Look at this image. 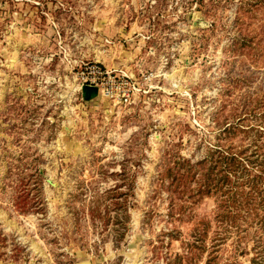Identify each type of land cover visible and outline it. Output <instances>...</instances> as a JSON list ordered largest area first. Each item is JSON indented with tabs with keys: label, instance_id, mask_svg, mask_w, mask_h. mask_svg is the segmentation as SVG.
I'll list each match as a JSON object with an SVG mask.
<instances>
[{
	"label": "rangeland",
	"instance_id": "obj_1",
	"mask_svg": "<svg viewBox=\"0 0 264 264\" xmlns=\"http://www.w3.org/2000/svg\"><path fill=\"white\" fill-rule=\"evenodd\" d=\"M93 63L132 78L129 104L84 97ZM237 121L264 122V0H0V264H204L216 200L167 188L160 163L202 159ZM24 151L44 213L14 205Z\"/></svg>",
	"mask_w": 264,
	"mask_h": 264
},
{
	"label": "trees",
	"instance_id": "obj_2",
	"mask_svg": "<svg viewBox=\"0 0 264 264\" xmlns=\"http://www.w3.org/2000/svg\"><path fill=\"white\" fill-rule=\"evenodd\" d=\"M212 2L219 4L221 0ZM238 121L222 129V137L208 147L202 159L191 162L179 154L181 146L176 145L169 149L160 163L167 188L175 186L177 190L193 183L191 198L214 197L216 200L212 220H201L196 229L194 242L199 240L202 243L214 224L209 238L211 245L200 247L203 253L208 251L204 264H244L238 259L240 255L247 256V264H264V122L257 127H247ZM237 135L250 136L251 142L235 144ZM32 153L24 151L14 158L19 175L12 181L17 189L14 205L20 212L44 213L42 171L36 159L26 161ZM36 158L43 160L40 155ZM21 167L23 170H20ZM127 181L125 192H117L109 198L132 194L134 179L129 177ZM124 185L123 182L122 185L116 184L107 191L114 192ZM32 191L34 194L30 196ZM176 213L183 214L181 209ZM228 238L231 239V258L218 261V252ZM3 240L4 237H0V241ZM249 242L251 246L248 248ZM194 246V249L199 248Z\"/></svg>",
	"mask_w": 264,
	"mask_h": 264
},
{
	"label": "built area",
	"instance_id": "obj_3",
	"mask_svg": "<svg viewBox=\"0 0 264 264\" xmlns=\"http://www.w3.org/2000/svg\"><path fill=\"white\" fill-rule=\"evenodd\" d=\"M80 74L83 82L95 86L103 97L111 101L131 102L130 92L135 89V84L124 71L93 63L84 67Z\"/></svg>",
	"mask_w": 264,
	"mask_h": 264
},
{
	"label": "water",
	"instance_id": "obj_4",
	"mask_svg": "<svg viewBox=\"0 0 264 264\" xmlns=\"http://www.w3.org/2000/svg\"><path fill=\"white\" fill-rule=\"evenodd\" d=\"M82 94L84 95L85 98H93L98 96V89L95 86L84 84L82 85ZM48 183L54 185L52 182L47 180Z\"/></svg>",
	"mask_w": 264,
	"mask_h": 264
}]
</instances>
